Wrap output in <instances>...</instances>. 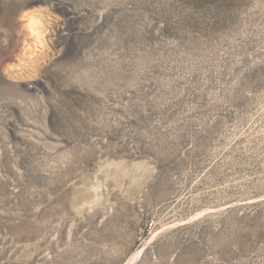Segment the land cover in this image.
Instances as JSON below:
<instances>
[{"label": "rangeland", "instance_id": "374dc122", "mask_svg": "<svg viewBox=\"0 0 264 264\" xmlns=\"http://www.w3.org/2000/svg\"><path fill=\"white\" fill-rule=\"evenodd\" d=\"M0 264H264V0H0Z\"/></svg>", "mask_w": 264, "mask_h": 264}, {"label": "bare ground", "instance_id": "6f19581e", "mask_svg": "<svg viewBox=\"0 0 264 264\" xmlns=\"http://www.w3.org/2000/svg\"><path fill=\"white\" fill-rule=\"evenodd\" d=\"M30 28H31V30L34 32V35H35V37H37V38H39L40 36V28H37V27H33V25H32V23H30ZM42 32V31H41ZM43 42V41H42ZM38 43H40L39 41H38ZM43 44V43H42ZM26 53H28V52H26ZM25 55V54H24ZM24 57H26V58H28L27 56H24ZM26 58H24V59H26ZM23 60V59H22ZM22 65V64H21ZM24 66L25 67H28V66H32V67H36L35 65H34V63L31 61V60H25V64H24ZM22 67V66H21ZM12 70V68L10 67V66H8V67H6V68H4L3 70H2V73L3 74H5V75H8V72L9 71H11Z\"/></svg>", "mask_w": 264, "mask_h": 264}, {"label": "built area", "instance_id": "2783aa9c", "mask_svg": "<svg viewBox=\"0 0 264 264\" xmlns=\"http://www.w3.org/2000/svg\"><path fill=\"white\" fill-rule=\"evenodd\" d=\"M152 224H149V226L151 227Z\"/></svg>", "mask_w": 264, "mask_h": 264}]
</instances>
